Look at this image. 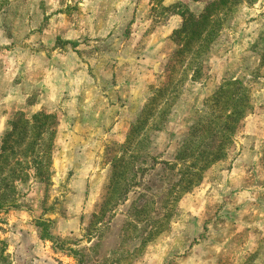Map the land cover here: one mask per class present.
Listing matches in <instances>:
<instances>
[{
  "label": "rangeland",
  "instance_id": "obj_1",
  "mask_svg": "<svg viewBox=\"0 0 264 264\" xmlns=\"http://www.w3.org/2000/svg\"><path fill=\"white\" fill-rule=\"evenodd\" d=\"M172 1L0 0V97L26 98L19 131L56 115L0 158V264H264V0H195L217 7L185 52ZM74 208L80 229L60 231Z\"/></svg>",
  "mask_w": 264,
  "mask_h": 264
},
{
  "label": "trees",
  "instance_id": "obj_2",
  "mask_svg": "<svg viewBox=\"0 0 264 264\" xmlns=\"http://www.w3.org/2000/svg\"><path fill=\"white\" fill-rule=\"evenodd\" d=\"M212 6L213 7L206 6V8H204V10L200 13H196L192 11L187 5L183 3H179L167 7L169 10L172 11L173 15L174 14L179 15L182 18L180 26L174 32V42L178 48L176 50L177 52L179 51L185 52L186 50H190L191 47H193L197 41L205 37L204 35L208 30L209 24L211 23L213 16L212 13H210V11H215L214 8L217 7V3L214 2ZM239 85L240 83L237 80L225 82L224 84L221 85V87H219L218 91L216 92V98L224 99L226 97L227 100L231 99L233 101H236ZM149 104L150 103H148V105ZM148 105L144 107L141 113L139 122L142 128H140L138 132H141L142 129H144V127L149 124V120L155 113V110L154 111H151V109L148 110ZM236 112L240 114L242 113V111L239 112L237 111V109L233 108V111L230 112L231 114L230 118H232V116ZM20 118L21 117L17 118L16 120H13V122L11 123L10 130L5 134L3 138V147H2V153L0 154V158L3 156V152L8 150L9 148L8 144L11 142V140L14 143H18V141L26 140V138L29 137V129L30 132H32L31 133L33 139L32 144L36 143L40 137H42L49 131L52 134L56 133V129L54 130V126L50 124L51 123L50 121L55 122L56 115L48 114L45 112L37 113L32 117V119H25L24 124L22 126V130L19 131L22 121V119ZM132 132L136 133L137 128L132 130ZM223 143L224 141L217 140V143L212 150L213 152L209 154L208 152L204 151L203 156L207 157L208 155L209 156L215 155L217 157L219 153H222L221 147ZM186 153H188L187 149H183L180 153L181 157L186 155ZM123 159L124 158L120 157L118 158V160L115 161L114 164L115 171L123 167V164L121 163ZM122 176L123 175L121 172L118 171L116 173V178L121 179ZM45 224L42 223V225ZM44 237L45 235L42 236V238Z\"/></svg>",
  "mask_w": 264,
  "mask_h": 264
},
{
  "label": "crops",
  "instance_id": "obj_3",
  "mask_svg": "<svg viewBox=\"0 0 264 264\" xmlns=\"http://www.w3.org/2000/svg\"><path fill=\"white\" fill-rule=\"evenodd\" d=\"M169 6L171 5H175V4H179V3H183L189 7H193L195 5H198V3L195 0H173L172 2H167ZM173 17H171L170 21L173 20V22H176L175 26V30L180 26L182 18L179 15H172ZM58 53V52H57ZM0 70H2V68H0ZM7 80L1 78L0 76V88H4L5 86H14V83H7ZM18 97L17 95L15 96H10L9 93L6 94V97L1 99L0 97V134L3 133L4 129L8 126V123L10 121L13 120V115L14 112L19 110V109H24V107H19V105H21L20 103H22V105H26V98H20L17 101ZM64 97L63 95L60 97V99H56L57 102L55 103V106L53 109L57 108L58 106H60V102L64 101L63 100ZM76 103H81L80 100H75ZM45 104H47L44 101ZM44 103H40V105H38L35 110H39V109H47ZM39 107V109H37ZM48 110H52V109H48ZM73 130H69L67 133L62 134V136H67L68 134V138H70L71 136H73V133H71ZM61 137V135H60ZM253 151V150H251ZM88 180L87 178L84 177H77L76 179H74L73 183H72V187L74 188V196L76 199H88L90 196V189L88 191ZM248 192V191H247ZM92 193V192H91ZM232 207V206H231ZM82 213V209L80 210ZM80 212H78L77 208H74V212L72 213V215L78 216L76 214H79ZM80 215L79 217H75L72 216V218H67L65 219L61 226H60V231L62 232H68V233H72V232H77L80 229ZM183 263L182 264H205L204 261H201L200 259H198L196 256H189L187 258H185L184 260H182Z\"/></svg>",
  "mask_w": 264,
  "mask_h": 264
}]
</instances>
